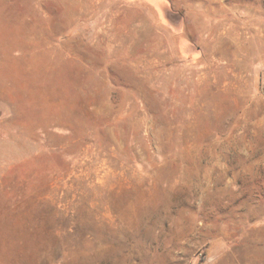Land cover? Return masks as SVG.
<instances>
[{"label": "rangeland", "instance_id": "obj_1", "mask_svg": "<svg viewBox=\"0 0 264 264\" xmlns=\"http://www.w3.org/2000/svg\"><path fill=\"white\" fill-rule=\"evenodd\" d=\"M0 264H264V0H0Z\"/></svg>", "mask_w": 264, "mask_h": 264}]
</instances>
